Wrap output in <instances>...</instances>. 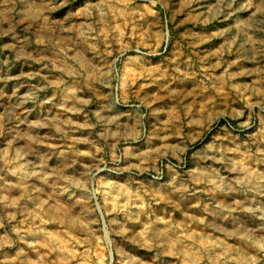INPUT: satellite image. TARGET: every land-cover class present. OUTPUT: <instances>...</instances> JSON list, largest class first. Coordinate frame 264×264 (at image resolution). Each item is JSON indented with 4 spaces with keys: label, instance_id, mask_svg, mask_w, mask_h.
Wrapping results in <instances>:
<instances>
[{
    "label": "rangeland",
    "instance_id": "obj_1",
    "mask_svg": "<svg viewBox=\"0 0 264 264\" xmlns=\"http://www.w3.org/2000/svg\"><path fill=\"white\" fill-rule=\"evenodd\" d=\"M0 264H264V0H0Z\"/></svg>",
    "mask_w": 264,
    "mask_h": 264
}]
</instances>
